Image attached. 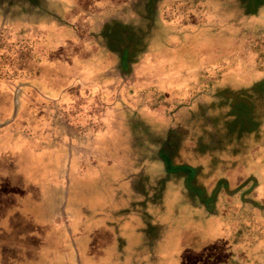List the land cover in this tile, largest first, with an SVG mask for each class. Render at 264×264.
<instances>
[{
	"label": "rangeland",
	"instance_id": "374dc122",
	"mask_svg": "<svg viewBox=\"0 0 264 264\" xmlns=\"http://www.w3.org/2000/svg\"><path fill=\"white\" fill-rule=\"evenodd\" d=\"M256 222L264 0H0V264H257Z\"/></svg>",
	"mask_w": 264,
	"mask_h": 264
},
{
	"label": "trees",
	"instance_id": "16d2710c",
	"mask_svg": "<svg viewBox=\"0 0 264 264\" xmlns=\"http://www.w3.org/2000/svg\"><path fill=\"white\" fill-rule=\"evenodd\" d=\"M245 201V200H244ZM203 206L205 209H207L204 205H200ZM243 210L242 215L246 218L252 217L253 213L250 212V208H246L243 207L242 209H240V211ZM252 220V219H251ZM247 222L248 225H246V223H242V227L243 229L247 230L250 226L252 221ZM253 229V230H252ZM250 230H252L253 232H250V235H264V225L263 224H259L256 222V225H254ZM257 264H264V251L260 252L258 260H257Z\"/></svg>",
	"mask_w": 264,
	"mask_h": 264
},
{
	"label": "water",
	"instance_id": "95a60500",
	"mask_svg": "<svg viewBox=\"0 0 264 264\" xmlns=\"http://www.w3.org/2000/svg\"><path fill=\"white\" fill-rule=\"evenodd\" d=\"M218 186H219V185H218ZM218 186H217V189H218ZM194 191H196V190H194ZM214 194H215V193H213V196H214ZM198 196H199V195H198Z\"/></svg>",
	"mask_w": 264,
	"mask_h": 264
},
{
	"label": "flooded vegetation",
	"instance_id": "af4514ba",
	"mask_svg": "<svg viewBox=\"0 0 264 264\" xmlns=\"http://www.w3.org/2000/svg\"><path fill=\"white\" fill-rule=\"evenodd\" d=\"M196 193V192H195Z\"/></svg>",
	"mask_w": 264,
	"mask_h": 264
}]
</instances>
